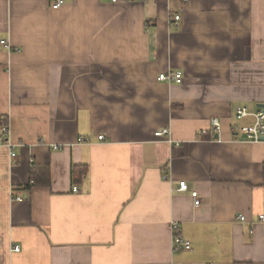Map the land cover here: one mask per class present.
<instances>
[{"label": "crops", "instance_id": "crops-1", "mask_svg": "<svg viewBox=\"0 0 264 264\" xmlns=\"http://www.w3.org/2000/svg\"><path fill=\"white\" fill-rule=\"evenodd\" d=\"M51 1L0 0V264H264V0Z\"/></svg>", "mask_w": 264, "mask_h": 264}, {"label": "built area", "instance_id": "built-area-1", "mask_svg": "<svg viewBox=\"0 0 264 264\" xmlns=\"http://www.w3.org/2000/svg\"><path fill=\"white\" fill-rule=\"evenodd\" d=\"M106 1L111 4H126V3H130L131 1H135V0H106ZM182 1L187 2V0H182ZM64 4H65V0H52L50 8L51 10L56 11L62 8ZM179 19H180L179 16L177 15L173 16V20L175 23L178 22ZM0 46H2L6 50L10 49L9 45L4 40L0 41ZM158 80L162 82H166V83L180 84L182 82V75L180 74V72H173L169 70L165 73L160 74L158 76ZM248 117L253 118V124L251 126H244L239 130L232 127V131L235 133L242 134L244 137H246L247 140L251 142L257 143V142L262 141L264 138V108H260L256 112L250 113L246 107H240V108H237L233 114L234 122L242 121L243 119L248 118ZM211 124L216 131L219 130L218 120L216 119L211 120ZM9 135H10L9 126L6 125L5 123L0 124V145L6 147L10 151L9 157L13 159L16 157V154L14 151L15 146L11 141L8 140ZM154 136L156 138L169 137V130L163 129V130L157 131L154 133ZM98 140H103V137L99 136ZM54 149H57V148H54ZM31 184L33 183L31 182ZM71 191L73 193H78L79 192L78 186L72 185ZM174 191L179 192V193H189L192 198L194 208H198L201 205V201L199 199L197 192L189 191V188L186 182L184 181L177 182L176 188ZM15 200L21 201V198L16 197ZM238 219L241 222L245 221L244 216L241 214L238 215ZM262 220H264V218H262ZM171 229H172V244H173L174 249L181 248V249H184L185 251L189 250L191 248V244L190 242H188L185 238L181 236L179 229H178V224L176 222L171 224ZM11 252L12 253L19 252V247L14 246Z\"/></svg>", "mask_w": 264, "mask_h": 264}, {"label": "trees", "instance_id": "trees-1", "mask_svg": "<svg viewBox=\"0 0 264 264\" xmlns=\"http://www.w3.org/2000/svg\"><path fill=\"white\" fill-rule=\"evenodd\" d=\"M76 169H79V173L81 177L86 173V167L80 166L78 168L76 166H72L71 175L72 177L76 178L75 180L77 181L78 178L76 176ZM29 177H30V182L33 183L32 185H38V186L48 185L50 182V168L47 165L32 164L30 166ZM262 177L264 182V165H263Z\"/></svg>", "mask_w": 264, "mask_h": 264}, {"label": "water", "instance_id": "water-1", "mask_svg": "<svg viewBox=\"0 0 264 264\" xmlns=\"http://www.w3.org/2000/svg\"><path fill=\"white\" fill-rule=\"evenodd\" d=\"M262 108H264V105H260ZM263 140H264V138H263Z\"/></svg>", "mask_w": 264, "mask_h": 264}]
</instances>
